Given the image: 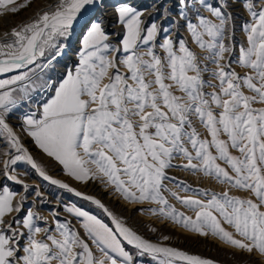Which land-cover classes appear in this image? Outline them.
Instances as JSON below:
<instances>
[{"label": "snow or ice", "instance_id": "6c2138e0", "mask_svg": "<svg viewBox=\"0 0 264 264\" xmlns=\"http://www.w3.org/2000/svg\"><path fill=\"white\" fill-rule=\"evenodd\" d=\"M34 3L0 0V17ZM236 4L249 17L240 26L246 44H239L238 56L230 11ZM108 8L122 28L116 44L106 31ZM181 28L203 57L180 38ZM78 30L82 39L75 66L53 78L48 71ZM34 93L41 98L34 99ZM25 103L35 107L21 112ZM256 103L264 104V0H155L151 10L130 0L37 4L27 21L0 34V135L15 150L3 153V175L23 189L0 187V264H137L145 257L151 264H215L143 237L100 200L50 177L8 123L18 113L21 132L68 177L80 182L102 177L125 201L156 204L150 209L154 216L264 259V107H253ZM177 159L181 163H174ZM20 161L45 181L103 209L114 227L75 205L65 211L82 233L71 221L41 227L37 222L44 218L32 208L21 217L30 186L15 174ZM174 168L226 187L193 189L170 174ZM167 182L190 194L171 191ZM232 190L244 195H232ZM165 192L193 215L178 211ZM35 199L45 203L38 188ZM12 213L16 216L5 220Z\"/></svg>", "mask_w": 264, "mask_h": 264}, {"label": "rangeland", "instance_id": "374dc122", "mask_svg": "<svg viewBox=\"0 0 264 264\" xmlns=\"http://www.w3.org/2000/svg\"><path fill=\"white\" fill-rule=\"evenodd\" d=\"M45 0H35L32 8L21 10L19 13L14 16L9 14L6 18H9V22L5 21L4 17H0V34L5 30L10 29L12 26L21 23L22 21H27V19L33 14L36 9L37 4L44 3ZM109 3H116L117 0H108ZM139 9H149L151 10L152 4L155 0H130ZM209 3H217L218 0H208ZM258 2V0H257ZM232 15L235 17L236 29H235V41L237 44L238 56V46L241 43L246 44L245 37L241 31V24L244 21L249 19L247 12L240 6V4L233 5L230 8ZM112 9L108 8L105 10V20H106V31L109 33L110 42L116 44L118 40L122 37V28L115 22V17L111 14ZM205 16L210 15L206 11L202 13ZM147 16V13H146ZM183 23V22H181ZM179 36L186 40L188 47L197 53L198 56L203 57L204 53L195 45L190 38V35L183 28L179 29ZM79 39H82V36L79 32L73 36L71 41V47L66 49L65 55L60 58L53 69L48 71V75L53 78L62 77L65 72V68H72L75 66V63L78 60L77 52L80 47ZM161 55L162 51L157 49ZM209 69H213L215 66L208 64ZM232 67L241 75L246 71L243 68H240L238 65L233 64ZM123 71V69H122ZM205 79H210L208 74H205ZM215 83V81H212ZM212 88H206L205 91L211 92ZM246 95H251L247 89H242ZM177 95H180L179 92H176ZM34 99H40L41 96L39 93L33 94ZM29 107H35V104L29 105L27 103L23 104L20 111L24 112ZM253 107L260 108L264 107V104L256 103ZM17 115L12 116L8 123L13 127V130L20 137L21 144L28 150L29 154L33 156L34 160L46 171V173L53 179H58L61 182L68 183L71 188L75 191L81 192L83 195L91 197H99L97 190H105V196L115 197L118 201L116 203L107 202L106 207L109 209L113 215L117 216L122 222L135 230L138 234H141L143 237L153 241L161 242L166 246L175 247L182 251H185L189 254L199 255L204 258L211 259L215 264H256L259 261V264H264V259L259 257H250L247 254L237 253L234 249L222 243L218 238L211 235L204 237L194 234L185 230L183 227L173 223L170 220H165L154 216L150 209L158 207L156 204L145 203L144 205H138L125 201L119 193H117L113 186L108 185L104 178L97 177L96 179L89 180L87 182L76 181L71 177H68L62 166L58 165L57 162L53 161L51 158L47 157L46 154L42 152L28 137L26 134L21 132L20 123L17 119ZM197 130L201 133L202 137H206L207 133L199 124H197ZM225 138V137H221ZM5 150H10L15 154L14 149H10V146L7 144L3 135H0V187L8 185L11 190L20 193L22 185L15 184L12 181H9L3 175V161L7 158L3 155ZM233 151V155H237ZM174 163L179 164L181 161L177 159ZM15 167V174L20 180L30 186L29 192L27 194V201L24 203V210L19 214L21 217L25 214L28 208H32L33 211L37 212L44 219L38 221L39 226H51L55 227V221H71L72 225L82 233V229L77 224L76 219L65 211L66 206L75 205L92 215H95L97 218L102 220L104 223L113 227L111 223V218L103 211V209L97 207L95 204L91 203L89 200L83 199V196H76L74 192H68L65 189L58 187L57 185H52L49 181H45L39 174L26 162L20 161L17 162ZM171 175L177 177V180L184 181L185 183L191 185L193 189H207L209 191H221L225 185L216 183L215 180L209 179L202 176L201 174H192L187 171H183L179 168H174L171 170ZM98 185V186H96ZM166 187L171 191L178 192L179 195L184 196L190 193L180 192L179 189L175 187V184L172 182H167ZM38 188L43 193V198L45 203L41 204L39 200L35 199V189ZM232 195L243 196L244 193L238 192L236 190L231 191ZM165 197L168 199L169 203L172 204L178 211L184 212L186 215H193L192 212L183 208L181 204L176 201L168 192L164 193ZM18 198V197H17ZM103 198V197H102ZM101 198V199H102ZM121 204H120V203ZM133 206V207H132ZM57 214L53 216V212ZM16 213L9 214L5 217V220H11ZM155 229V231H152ZM168 236L167 241H163V236ZM24 241H21L23 244ZM129 251H133L131 246H127ZM98 254V253H97ZM137 264H151L148 258H137Z\"/></svg>", "mask_w": 264, "mask_h": 264}, {"label": "bare ground", "instance_id": "6f19581e", "mask_svg": "<svg viewBox=\"0 0 264 264\" xmlns=\"http://www.w3.org/2000/svg\"><path fill=\"white\" fill-rule=\"evenodd\" d=\"M9 18H5V21H7V22H9ZM96 186H98V185H96ZM106 191L105 190H97V192L96 193H98V196L99 197H93V198H95V199H98V200H100V202L102 203V204H104V206L106 207V205H107V202H109V203H116L118 200L115 198V197H112V196H105V193ZM103 197V198H102ZM102 198V199H101ZM120 203V202H119ZM121 204V203H120ZM133 207V206H132ZM107 208V207H106ZM113 227H114V225H113Z\"/></svg>", "mask_w": 264, "mask_h": 264}]
</instances>
